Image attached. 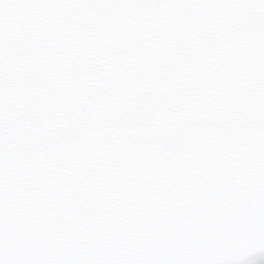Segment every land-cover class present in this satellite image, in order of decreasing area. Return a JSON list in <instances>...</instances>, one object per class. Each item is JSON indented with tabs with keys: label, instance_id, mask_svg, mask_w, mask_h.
<instances>
[{
	"label": "snow or ice",
	"instance_id": "6c2138e0",
	"mask_svg": "<svg viewBox=\"0 0 264 264\" xmlns=\"http://www.w3.org/2000/svg\"><path fill=\"white\" fill-rule=\"evenodd\" d=\"M258 252L264 0H0V264Z\"/></svg>",
	"mask_w": 264,
	"mask_h": 264
},
{
	"label": "rangeland",
	"instance_id": "374dc122",
	"mask_svg": "<svg viewBox=\"0 0 264 264\" xmlns=\"http://www.w3.org/2000/svg\"><path fill=\"white\" fill-rule=\"evenodd\" d=\"M243 264H264V252L245 258Z\"/></svg>",
	"mask_w": 264,
	"mask_h": 264
},
{
	"label": "water",
	"instance_id": "95a60500",
	"mask_svg": "<svg viewBox=\"0 0 264 264\" xmlns=\"http://www.w3.org/2000/svg\"><path fill=\"white\" fill-rule=\"evenodd\" d=\"M255 254V253H254Z\"/></svg>",
	"mask_w": 264,
	"mask_h": 264
}]
</instances>
